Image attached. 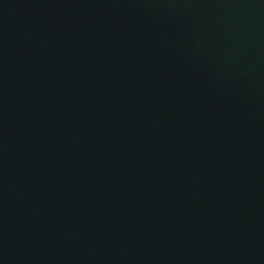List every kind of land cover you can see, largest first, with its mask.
Wrapping results in <instances>:
<instances>
[{
	"label": "water",
	"instance_id": "95a60500",
	"mask_svg": "<svg viewBox=\"0 0 264 264\" xmlns=\"http://www.w3.org/2000/svg\"><path fill=\"white\" fill-rule=\"evenodd\" d=\"M0 264H264V0H0Z\"/></svg>",
	"mask_w": 264,
	"mask_h": 264
}]
</instances>
